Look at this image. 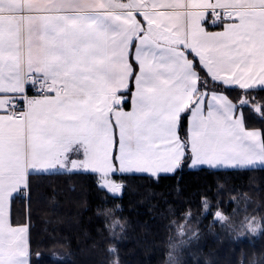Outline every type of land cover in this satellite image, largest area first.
I'll return each mask as SVG.
<instances>
[{
	"label": "snow or ice",
	"instance_id": "6c2138e0",
	"mask_svg": "<svg viewBox=\"0 0 264 264\" xmlns=\"http://www.w3.org/2000/svg\"><path fill=\"white\" fill-rule=\"evenodd\" d=\"M185 169L264 171V0H0V264L66 259L34 248L35 179L82 177L122 202L130 177ZM210 191L164 226L180 245L198 248L191 224L209 217L236 243L264 238V209L244 198L237 221V189L232 213Z\"/></svg>",
	"mask_w": 264,
	"mask_h": 264
},
{
	"label": "trees",
	"instance_id": "16d2710c",
	"mask_svg": "<svg viewBox=\"0 0 264 264\" xmlns=\"http://www.w3.org/2000/svg\"><path fill=\"white\" fill-rule=\"evenodd\" d=\"M211 185L209 195L215 196L222 189L224 211L232 213L236 204L229 188H236L242 199L237 221L245 215L244 198L248 199L249 212L256 207L264 209V171L245 174L220 172H194L185 169L155 183L139 175L128 179L123 200L102 201L88 181L78 176L56 175L34 180L32 191V233L34 248L48 254L64 256L52 264H100L105 257L113 264H264V238H258L255 246L245 240L236 243L235 234L228 233L219 225L209 227L210 220L193 222L199 228L200 246L179 244L177 229L166 227L170 221L183 224L181 217L189 210L187 203L193 193ZM220 198V197H217ZM119 205V207H118ZM182 210L177 212V208ZM22 212L27 204L17 203ZM197 215L195 206L191 209ZM175 213V215H174ZM114 222H117L114 226ZM174 237L171 247L169 236ZM113 241L116 251L102 254L94 244L108 248ZM56 237L65 243H52ZM43 242V243H41ZM47 244V247H45ZM172 256H169V253Z\"/></svg>",
	"mask_w": 264,
	"mask_h": 264
},
{
	"label": "crops",
	"instance_id": "0c3cea01",
	"mask_svg": "<svg viewBox=\"0 0 264 264\" xmlns=\"http://www.w3.org/2000/svg\"><path fill=\"white\" fill-rule=\"evenodd\" d=\"M195 15H196V13H195L194 11H190V12L188 13L189 20H190V24H189V26H191V18H192L193 16H195ZM179 23H181V25H182V19L179 21ZM162 175H169V174H162Z\"/></svg>",
	"mask_w": 264,
	"mask_h": 264
},
{
	"label": "rangeland",
	"instance_id": "374dc122",
	"mask_svg": "<svg viewBox=\"0 0 264 264\" xmlns=\"http://www.w3.org/2000/svg\"><path fill=\"white\" fill-rule=\"evenodd\" d=\"M115 224H117V222H114V226H115Z\"/></svg>",
	"mask_w": 264,
	"mask_h": 264
}]
</instances>
